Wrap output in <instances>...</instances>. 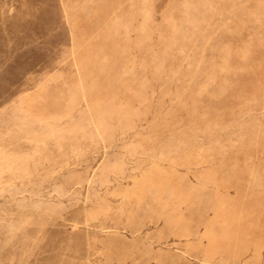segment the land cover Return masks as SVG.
<instances>
[{"label": "rangeland", "instance_id": "obj_1", "mask_svg": "<svg viewBox=\"0 0 264 264\" xmlns=\"http://www.w3.org/2000/svg\"><path fill=\"white\" fill-rule=\"evenodd\" d=\"M0 264H264V0H0Z\"/></svg>", "mask_w": 264, "mask_h": 264}]
</instances>
